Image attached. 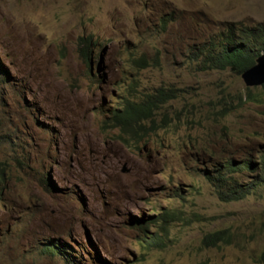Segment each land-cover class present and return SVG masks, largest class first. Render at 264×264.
Listing matches in <instances>:
<instances>
[{"label":"rangeland","instance_id":"1","mask_svg":"<svg viewBox=\"0 0 264 264\" xmlns=\"http://www.w3.org/2000/svg\"><path fill=\"white\" fill-rule=\"evenodd\" d=\"M259 24L264 0H0V264H264V185L224 203L204 177L264 157V89L198 59ZM160 87L180 91L169 126L123 143L109 112ZM221 230L232 245L206 247Z\"/></svg>","mask_w":264,"mask_h":264},{"label":"trees","instance_id":"2","mask_svg":"<svg viewBox=\"0 0 264 264\" xmlns=\"http://www.w3.org/2000/svg\"><path fill=\"white\" fill-rule=\"evenodd\" d=\"M91 39L83 41L85 48L79 49L80 56L89 71L94 63L90 49ZM261 55H264V24L242 28L231 26L217 44L200 50L198 59L203 70L226 71L232 69L242 76L243 73L255 66L256 60ZM139 63L146 65L144 58H141ZM7 78L8 75L0 64V83H5ZM179 96L178 89L160 87L143 95L138 101L124 99L122 107L109 112L110 119L105 122V125L119 131L123 143L128 144V140L141 142L155 134L157 130L169 126L168 118L163 116L164 118L159 121L158 115L166 104L177 100ZM260 101V98L253 95L251 91H248L244 96L226 95L219 101L218 115L223 119L248 103ZM247 173L254 174V180L249 185L239 179L240 177L244 178L245 175H248ZM2 177L3 175H0V180ZM204 177L212 185L222 202H240L246 199L254 189L264 185V157L260 161L238 162L231 160L226 163L222 162V165L216 170L205 171ZM153 219L157 220L155 225L162 221L164 226L175 220H185L181 212L165 213L154 216ZM145 224L148 225V223ZM155 240L161 242L160 238H155ZM232 243L233 235L229 230L208 234L204 239V244L208 248L230 246Z\"/></svg>","mask_w":264,"mask_h":264},{"label":"water","instance_id":"3","mask_svg":"<svg viewBox=\"0 0 264 264\" xmlns=\"http://www.w3.org/2000/svg\"><path fill=\"white\" fill-rule=\"evenodd\" d=\"M242 79L248 88L264 86V55H261L251 69L242 74Z\"/></svg>","mask_w":264,"mask_h":264},{"label":"clouds","instance_id":"4","mask_svg":"<svg viewBox=\"0 0 264 264\" xmlns=\"http://www.w3.org/2000/svg\"><path fill=\"white\" fill-rule=\"evenodd\" d=\"M83 62H84V61H83ZM84 64H85V63H84ZM92 70H93V66H92V68H91L90 72H91ZM115 108H118V107H115ZM115 108H113V110H114ZM113 110H112V111H113Z\"/></svg>","mask_w":264,"mask_h":264}]
</instances>
